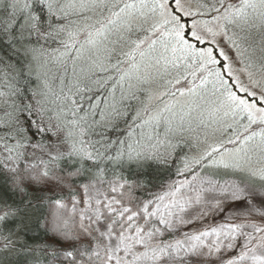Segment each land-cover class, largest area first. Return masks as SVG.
I'll return each instance as SVG.
<instances>
[{"label": "snow or ice", "instance_id": "snow-or-ice-1", "mask_svg": "<svg viewBox=\"0 0 264 264\" xmlns=\"http://www.w3.org/2000/svg\"><path fill=\"white\" fill-rule=\"evenodd\" d=\"M0 264H264V0H0Z\"/></svg>", "mask_w": 264, "mask_h": 264}, {"label": "rangeland", "instance_id": "rangeland-1", "mask_svg": "<svg viewBox=\"0 0 264 264\" xmlns=\"http://www.w3.org/2000/svg\"><path fill=\"white\" fill-rule=\"evenodd\" d=\"M220 46L224 48V50L227 52V54L232 58L235 59V52L228 46L227 42L220 40ZM236 67H239L238 64L235 65ZM228 179V178H226ZM224 219L223 216H216L215 220H213L211 217L206 221V223H214V222H220Z\"/></svg>", "mask_w": 264, "mask_h": 264}, {"label": "trees", "instance_id": "trees-1", "mask_svg": "<svg viewBox=\"0 0 264 264\" xmlns=\"http://www.w3.org/2000/svg\"><path fill=\"white\" fill-rule=\"evenodd\" d=\"M185 151H187V149H185ZM175 167H176V165L174 164V165L172 166V172H173V173H174ZM166 175H167V174H165V177H166ZM226 178H229V177H227V176H224V177H223V179H226ZM30 239H34V240H36V241H40V240L46 239V237L44 236V233L41 231V232H39L35 237H31V236H30Z\"/></svg>", "mask_w": 264, "mask_h": 264}]
</instances>
